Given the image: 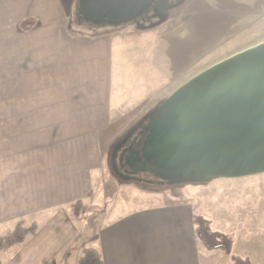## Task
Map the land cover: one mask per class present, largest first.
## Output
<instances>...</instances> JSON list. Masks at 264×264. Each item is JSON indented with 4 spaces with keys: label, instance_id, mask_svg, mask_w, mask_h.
<instances>
[{
    "label": "crops",
    "instance_id": "0c3cea01",
    "mask_svg": "<svg viewBox=\"0 0 264 264\" xmlns=\"http://www.w3.org/2000/svg\"><path fill=\"white\" fill-rule=\"evenodd\" d=\"M133 29L119 38L148 30ZM96 32L77 0H0V264H76L84 246L101 264H207L190 204L109 198L111 130L140 106L116 68L132 48ZM79 200L102 203L94 233L70 215ZM32 223L16 244L14 228Z\"/></svg>",
    "mask_w": 264,
    "mask_h": 264
},
{
    "label": "rangeland",
    "instance_id": "374dc122",
    "mask_svg": "<svg viewBox=\"0 0 264 264\" xmlns=\"http://www.w3.org/2000/svg\"><path fill=\"white\" fill-rule=\"evenodd\" d=\"M155 22L132 38H119L118 34L127 32L124 35L130 36L134 33L131 29L138 28L136 23L92 26L95 31H104L97 34L112 35L114 44L123 41L122 48H132L123 54L116 68H123L120 64L124 63L120 79L132 89L140 107L118 119V127L111 130L114 137L125 135L202 70L264 41V0H183ZM140 36L148 42H140ZM165 37L166 42L160 43ZM4 59L0 57V62ZM127 125L130 127L124 131ZM112 176L104 185L111 189L110 199L154 207L190 204L194 215L200 217L205 235L231 247V255L221 249L209 251L207 264H232L231 256H239L250 264H264V174L154 187L119 183ZM100 208L96 228L103 213L102 203ZM2 240L5 248L9 247L11 235Z\"/></svg>",
    "mask_w": 264,
    "mask_h": 264
},
{
    "label": "water",
    "instance_id": "95a60500",
    "mask_svg": "<svg viewBox=\"0 0 264 264\" xmlns=\"http://www.w3.org/2000/svg\"><path fill=\"white\" fill-rule=\"evenodd\" d=\"M172 1L77 0V16L118 27L144 21L152 7L163 18L183 0ZM149 119L141 152L124 157L130 168L149 167L177 177L172 183L193 184L264 174V41L187 80Z\"/></svg>",
    "mask_w": 264,
    "mask_h": 264
},
{
    "label": "flooded vegetation",
    "instance_id": "af4514ba",
    "mask_svg": "<svg viewBox=\"0 0 264 264\" xmlns=\"http://www.w3.org/2000/svg\"><path fill=\"white\" fill-rule=\"evenodd\" d=\"M159 9L152 8L144 16V23L140 19L135 22L138 23V27L146 28L152 26L159 19ZM150 125L149 115H146L142 121H140L135 127L130 129L125 135H121L114 141L110 148L109 159L111 173L118 179L125 182H133L135 184L154 187V186H169L174 180H178L177 177L167 175L161 172L154 171L149 167L130 168L124 165V157L131 151L141 152V140L146 135L148 126ZM112 174V175H113Z\"/></svg>",
    "mask_w": 264,
    "mask_h": 264
},
{
    "label": "trees",
    "instance_id": "16d2710c",
    "mask_svg": "<svg viewBox=\"0 0 264 264\" xmlns=\"http://www.w3.org/2000/svg\"><path fill=\"white\" fill-rule=\"evenodd\" d=\"M101 214V208L98 205L85 204L82 201H75L70 205V215L76 222H81L83 230L94 233L96 230V219ZM195 225V234L197 240L208 251L223 250L226 254L231 255V247L229 245L222 246L214 242L210 237L206 236L203 228L200 225V217L193 218ZM37 230V225L32 223L28 226L17 225L12 233V239L16 244H21L27 235L34 234ZM0 243V249H1ZM80 256L76 264H101V256L99 252L93 248L84 246L80 248ZM232 264H250L239 256H231ZM62 264H69L63 261Z\"/></svg>",
    "mask_w": 264,
    "mask_h": 264
},
{
    "label": "bare ground",
    "instance_id": "6f19581e",
    "mask_svg": "<svg viewBox=\"0 0 264 264\" xmlns=\"http://www.w3.org/2000/svg\"><path fill=\"white\" fill-rule=\"evenodd\" d=\"M152 8H153V7H152ZM150 9H151V8H150ZM150 9H149V10H150ZM146 12H147V11H146Z\"/></svg>",
    "mask_w": 264,
    "mask_h": 264
}]
</instances>
